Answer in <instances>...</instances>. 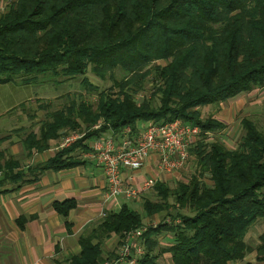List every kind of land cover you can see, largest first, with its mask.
<instances>
[{"label":"trees","instance_id":"obj_1","mask_svg":"<svg viewBox=\"0 0 264 264\" xmlns=\"http://www.w3.org/2000/svg\"><path fill=\"white\" fill-rule=\"evenodd\" d=\"M88 68L101 79L110 75L113 86L98 90L84 80L87 90L97 92L94 102L69 97L47 111L37 132L24 136L31 156L56 145L62 134L84 133L28 168L32 175L74 167L81 163L74 153L88 151L89 139L119 134L126 126L136 136L139 122L180 120L201 132L189 148L196 168L188 180L172 188L156 181L160 201L143 199L142 212L127 202L108 210L79 236L80 250L68 264H98L104 240L120 239L164 213L179 222L143 233L138 264H159L166 252L172 264L241 261L249 250L246 231L264 219V130L242 117L243 132L227 148L208 140L226 124L203 117L200 108L264 87V0H10L0 13V83H29L46 73L73 77ZM116 69L123 72L118 80ZM148 80L150 94L138 102ZM18 166L0 151V183L22 180ZM75 206L74 199L53 203L63 217ZM162 233L172 241L154 252ZM259 238L256 260L263 261L264 234Z\"/></svg>","mask_w":264,"mask_h":264},{"label":"crops","instance_id":"obj_2","mask_svg":"<svg viewBox=\"0 0 264 264\" xmlns=\"http://www.w3.org/2000/svg\"><path fill=\"white\" fill-rule=\"evenodd\" d=\"M18 84L27 83H0V86L9 89L5 97L14 98L9 105L0 108V118L13 113L9 112L10 109L23 103L24 97L18 98ZM15 116V121L4 124L1 129L0 151L6 158L19 162L15 171L25 173L22 180L8 179L0 183V264H68L71 256L80 250L79 236L101 217L102 210H117L124 202L133 207L149 190L140 193L141 199L119 197L104 201L106 181L102 169L93 157L87 155V151L80 149L74 153L81 160L78 165L32 175L28 170L30 165L32 167L52 156L56 151L55 145L27 157L22 145L24 130L31 127L36 132L38 125L32 123L34 120L28 112H16ZM144 124L138 123V134ZM111 134L113 132L107 131L103 136ZM133 174L137 186L148 177L167 181L175 175L161 172L155 156H151ZM65 199L76 201V206L69 210L67 217L58 214L53 207L54 202Z\"/></svg>","mask_w":264,"mask_h":264},{"label":"rangeland","instance_id":"obj_3","mask_svg":"<svg viewBox=\"0 0 264 264\" xmlns=\"http://www.w3.org/2000/svg\"><path fill=\"white\" fill-rule=\"evenodd\" d=\"M9 2L10 0H0V13L5 10V7ZM122 76L123 72L118 69H116L113 73L114 80H118ZM84 80H87L90 84L96 86L98 90L106 89L110 86H113V79L110 77V75H107L105 79H101L97 77L89 68L86 70L85 73L73 77L66 78L62 77L60 74L46 73L38 76L35 80H32L27 84H18V86H20V89L18 91V98L24 97V104L21 106L18 105L16 108L15 106L12 107L9 112L13 113L0 118V134L3 133L1 132V129L4 124L9 123L11 121H15L16 112L30 113L31 119L34 120L32 121V123L34 125H38V127L35 128L37 132L39 128V123H41L42 120L46 119L47 111L60 108L68 100L69 97L77 98L79 96H83L85 100L94 102L97 98V92L90 89L87 90V88L84 87ZM151 89V83L148 80L145 83V89L141 93L137 94L135 96V99L140 102L143 96H148L150 94ZM8 93L9 89L0 86V99L2 100L0 102V108L6 107L7 105H9L10 102L14 100V98L10 99L5 97V94ZM200 111L203 117L212 115L226 124L225 128H223L222 130L210 133L208 136V140L219 141L222 142L227 148H234L243 132L240 126V119L242 117H247L248 119L253 121L259 129L264 130V87L253 88L251 91L238 94L228 99L226 102L220 103L219 105L212 104L201 107ZM95 126L98 127V124L94 125L93 128H96ZM30 128H27L26 130L23 129V134L26 135L28 132L34 131ZM70 133L80 134L81 137L84 134L83 132L79 131H72L67 134ZM65 135L66 134H62L56 145L54 144L55 150H58V146L59 144H61L62 138ZM111 135L117 138V136L123 134L121 132L119 134L113 133ZM133 137L135 136L132 135V138ZM79 156H82L81 152H79ZM195 168L196 166L194 158L189 154V158L187 159L184 167L181 168L179 171L175 172V175H172L166 181V183L172 188L176 185L178 180H188L190 176L195 172ZM206 181L208 182L209 180L206 178ZM138 198H140V194ZM145 198H149L152 201H160V198L159 196H157L153 187L150 188L148 192H146V195L143 197V199ZM143 199L139 201V204H133V207L140 212H142L141 203ZM169 200L173 201V198H170ZM172 210L173 209L171 208L169 211L173 212ZM107 211L108 210H102L101 212L106 213ZM167 218L174 220L171 215H165L164 213L163 215H157L147 219L144 224L148 226L147 229L155 228L159 224H166ZM155 222H157L156 225H153ZM261 234H264V219H257L253 224L249 226L248 230L244 235V242L249 248V250L245 253L244 258L235 264H242L245 261H250L253 264H264V260H256L255 248L260 243L259 236ZM117 239V235H113L111 238L103 241V258L113 257L115 255L116 251L118 250ZM156 240L158 242V245L154 249V252H158L159 248L161 247L168 246L172 241V236L170 233H162L157 236ZM158 263L172 264L170 254L166 252L163 255H160L158 257Z\"/></svg>","mask_w":264,"mask_h":264},{"label":"built area","instance_id":"obj_4","mask_svg":"<svg viewBox=\"0 0 264 264\" xmlns=\"http://www.w3.org/2000/svg\"><path fill=\"white\" fill-rule=\"evenodd\" d=\"M130 131V127L126 126L119 140L110 135L90 141L86 153L93 157L102 169L106 181L104 201L119 197L126 200L136 199L141 192L152 188L156 183L153 177L144 179L140 186H137L134 184L133 174V171L140 169L151 156H155L161 172L173 174L179 171L189 158L190 146L201 132L199 126L184 124L180 120L164 124L146 122L134 139ZM80 137L77 133L66 134L58 149L70 146ZM101 215L104 216L105 213L102 212ZM178 222L179 219H166V224ZM147 227L144 224L124 232L120 239L117 237V241H120L115 255L103 258L98 264H138L144 253L142 235Z\"/></svg>","mask_w":264,"mask_h":264}]
</instances>
